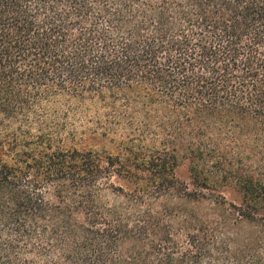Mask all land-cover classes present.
<instances>
[{
  "label": "trees",
  "instance_id": "1",
  "mask_svg": "<svg viewBox=\"0 0 264 264\" xmlns=\"http://www.w3.org/2000/svg\"><path fill=\"white\" fill-rule=\"evenodd\" d=\"M0 264H264V0H0Z\"/></svg>",
  "mask_w": 264,
  "mask_h": 264
},
{
  "label": "rangeland",
  "instance_id": "2",
  "mask_svg": "<svg viewBox=\"0 0 264 264\" xmlns=\"http://www.w3.org/2000/svg\"><path fill=\"white\" fill-rule=\"evenodd\" d=\"M94 113L95 112L92 111L89 114L90 116H87V118L90 117V122L88 124L91 126V129L100 127L98 121H96V118H94ZM102 113L103 112H101V114ZM102 118H103V116L100 117V119H102ZM93 119L95 122L91 121ZM86 121L87 120L81 114V111L74 108L73 111L71 112V117H70L69 122L74 123V125H76V127L79 129L83 125H87ZM106 144H107V141H103L101 143L102 147ZM94 145H95L94 148H96V149H98L100 147V145H98V144L97 145L94 144ZM177 177L183 183H192V181L190 180L189 164L187 162H184L180 165V167L177 170ZM225 195H226V199H229L231 201L238 202L241 199V195L237 191H235V189H233V188H227L225 190Z\"/></svg>",
  "mask_w": 264,
  "mask_h": 264
}]
</instances>
